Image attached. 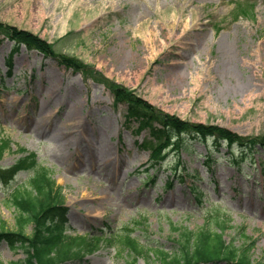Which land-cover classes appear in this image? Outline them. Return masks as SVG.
Here are the masks:
<instances>
[{"label": "rangeland", "instance_id": "374dc122", "mask_svg": "<svg viewBox=\"0 0 264 264\" xmlns=\"http://www.w3.org/2000/svg\"><path fill=\"white\" fill-rule=\"evenodd\" d=\"M0 21L89 66L84 74L22 45L10 68L13 41L0 35V139L11 142L0 165H14L22 148L36 152L63 187L69 232L100 234L103 228L109 235L138 221L134 234L143 242L172 250L173 226L201 227L220 201L232 219L224 238L264 261V147L242 154L235 145L232 153L186 137L187 146L172 149L157 169L160 163L150 159L154 146H141L145 138L156 142L150 130H139L129 105L107 85L116 82L182 119L261 139L264 0H0ZM28 177L21 171L10 185L0 182V223L7 228H14L17 213L6 201ZM170 179L174 186L167 188ZM193 183L205 193L203 203L196 202ZM26 256L24 248L0 241L1 264ZM130 262L127 251L105 245L63 264ZM136 264L161 262L141 257Z\"/></svg>", "mask_w": 264, "mask_h": 264}, {"label": "trees", "instance_id": "16d2710c", "mask_svg": "<svg viewBox=\"0 0 264 264\" xmlns=\"http://www.w3.org/2000/svg\"><path fill=\"white\" fill-rule=\"evenodd\" d=\"M1 32L19 43L24 42L29 48L58 58L68 67L88 73L89 67L81 60L58 53L54 45L31 31L0 22ZM107 85L118 100L128 103L129 116L139 120L141 127L150 128L156 141H148L154 146L151 156L155 162L160 163L162 153H166L167 149L174 146L178 149L186 145L184 134L202 141L212 139L219 145L225 142L230 150L234 145H239L242 154L246 150L256 149L258 145L264 146V136L261 139L246 138L217 124L183 120L176 115L165 113L146 100L134 98L132 91L116 82L107 80ZM6 147L7 142L3 141L0 145V155L5 152ZM232 159L238 160L235 155ZM27 166L34 167L35 173L23 187L16 188L9 202L15 206L18 213L15 227L10 230L4 222L0 225V239L7 240L12 247L19 243L27 248V258L12 264H63L70 260L83 259L100 249L103 243L110 246L116 244L120 250L127 251L131 256L130 264H136L140 257L158 260L162 264H264V261L253 259L249 251L240 252L233 242L224 238L223 232L231 226V217L222 208L216 209L212 213L213 216L197 229L174 225L173 231L176 235L172 236L174 249L171 251L154 246L152 242H141L138 236L132 234L134 227L128 225L112 234V238L70 234L67 232V208L64 206L62 187L52 179L49 169L38 164L34 155H31V158L22 157L10 170L2 171L0 167V176L7 179L14 171ZM172 183L171 180L168 182L169 185ZM192 189L197 200L202 201L200 188L195 186ZM29 226H32L31 232H27Z\"/></svg>", "mask_w": 264, "mask_h": 264}, {"label": "bare ground", "instance_id": "6f19581e", "mask_svg": "<svg viewBox=\"0 0 264 264\" xmlns=\"http://www.w3.org/2000/svg\"><path fill=\"white\" fill-rule=\"evenodd\" d=\"M175 20H176V19H175ZM161 21H162V24H163L165 27H168V26H166V19H165V18H164V19H161ZM168 28H169V29H172L171 26H169ZM150 35L152 36L153 33L150 32ZM156 37L159 39L158 36H156ZM158 39H157V40H158ZM159 40H160V39H159ZM148 43H150L151 46H154L155 44H157V42L151 40V38L148 40ZM226 50H227V57H228V59H230V58H231V57H230V54H231V46H226ZM231 59H232V58H231ZM69 119H70V120L74 119L73 112L70 113ZM93 161H95L94 156H93ZM94 165L96 166V163H95Z\"/></svg>", "mask_w": 264, "mask_h": 264}]
</instances>
